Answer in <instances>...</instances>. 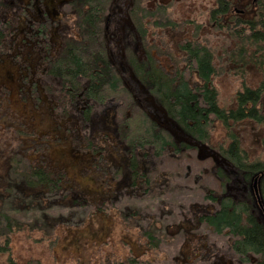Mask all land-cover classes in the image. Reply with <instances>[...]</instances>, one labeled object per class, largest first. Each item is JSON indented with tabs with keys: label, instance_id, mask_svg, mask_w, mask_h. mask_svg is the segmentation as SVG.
<instances>
[{
	"label": "trees",
	"instance_id": "1",
	"mask_svg": "<svg viewBox=\"0 0 264 264\" xmlns=\"http://www.w3.org/2000/svg\"><path fill=\"white\" fill-rule=\"evenodd\" d=\"M170 4L68 0L46 18L36 0H0V146L8 142V152L0 149V264H43L30 249L19 256L17 239L63 260L76 254L79 264H159L167 233L174 239L178 232L180 252L188 248L176 257L182 264H264V230L240 189L252 174L264 175V159L251 158L235 130L247 120L264 127V0H200L178 19L166 15ZM241 5L249 15L233 13ZM206 24L240 43L223 52L241 86L231 107L214 84L217 54ZM166 27L174 29L168 37ZM252 72L260 78L247 85ZM78 95L88 103L82 110ZM216 123L229 141L216 150L237 173L227 187L222 180L220 193L232 198L169 220L158 204L183 175L179 157L191 143L215 148ZM261 193L264 202V183ZM201 223L229 236L234 255L205 242ZM69 237L77 249L68 248ZM107 242L109 256H98L95 244Z\"/></svg>",
	"mask_w": 264,
	"mask_h": 264
},
{
	"label": "rangeland",
	"instance_id": "2",
	"mask_svg": "<svg viewBox=\"0 0 264 264\" xmlns=\"http://www.w3.org/2000/svg\"><path fill=\"white\" fill-rule=\"evenodd\" d=\"M199 3L200 0H171V4L169 9L166 11V15L170 14L174 19H178L179 17H186L190 14V12L193 11L194 7H196L195 5H199ZM238 10L233 8V13L235 15L239 14ZM151 25H154V18L152 19ZM184 25L188 27L187 23H185ZM213 28L214 27L209 28L208 24H206L203 30L207 29V31H209V34L206 33L205 37L208 39L209 43L213 45L215 54H217L216 65L218 73L217 76L214 78V84L219 93L220 103L225 107H231L235 105L233 99L235 92L241 86L240 81L234 78L232 73L229 72L227 68L228 62H225L223 52L228 51L231 47L236 44H238L237 46H235L237 48L240 43L237 41V39H235L237 37L236 35L227 33L219 34ZM172 31H174V29L166 27V37H168L170 33H172ZM174 33H176V31ZM120 35V31L112 33L110 36L111 42L114 43V40L119 39ZM231 68H237V65H233ZM259 78V73L252 72L250 75L247 76L246 83L247 85H255L256 81H258ZM77 98L79 101V110H82L83 108L87 107L88 103H86V98L83 95H78ZM80 103L83 105L80 106ZM214 126L215 127L211 132L210 143H220L224 146H227L228 140L226 138L225 130L222 124L216 123ZM235 130L237 131V134L241 139L242 145L249 153V156L254 159L263 160L264 147L262 137L264 134V127L256 124L253 121L247 120L244 121L240 126L235 128ZM0 149L4 152H8V142H2ZM179 158L185 168L183 175L174 178L173 183L176 186L173 191L169 194H166L165 196L163 195L164 198L163 196L160 198V200H163V202H160L158 204L160 208L159 212L166 213L165 216L169 220L173 219L174 221L175 215H177V218L179 219L184 210L186 211L193 206H196V208L200 207L202 210L213 208L217 209L218 206L215 207V204L213 202L208 201L205 197L212 190H215L216 193L220 194V185L218 184V180H216V177L214 176V159L206 158V156L201 157L199 152L196 150H190L188 152H185V155L180 156ZM193 161L198 162V164L196 163L197 171H193ZM3 172L4 171L2 170V167H0V173ZM196 231L200 233L201 237L204 239L205 242L218 249L220 254L223 253V255H234L230 248L232 240L229 236H218L203 223L199 224ZM85 233L86 234H84L83 236L91 238L90 233ZM95 236V234H92V237ZM166 237L169 238V240H167L163 245L160 246V251L163 255L158 256L159 264H182L183 260H177L176 257L182 253V255H184V253L188 251V248L185 247L184 250L180 252L182 248L183 234L181 232H178L177 234H175V238L171 239V234L167 233ZM25 241L26 243L19 239H17L16 241V247L19 249V252H17V254L19 256L23 255L22 258L27 257L26 251L31 250L32 252L34 251L33 255H40L39 258L41 259L43 264H57V258L61 260V264H74L75 262L79 264L80 258L76 254H68L69 256H66L67 258L63 260L64 258L61 257V255L56 254V256L53 254V249H50L49 247H46L42 244L40 246H35L30 243V241ZM67 243L69 244L68 248L70 249H73L74 247L75 249H77V246L79 245V241L76 237H69ZM98 244L99 243L95 244V251H97V255L100 257L109 256V242H107L106 244L102 243L101 245ZM208 253L210 252L208 251ZM212 257H214L213 254ZM183 264H214V261L213 259H211L207 262L201 261L200 258H194L193 260H190ZM237 264L243 263L237 261Z\"/></svg>",
	"mask_w": 264,
	"mask_h": 264
},
{
	"label": "flooded vegetation",
	"instance_id": "3",
	"mask_svg": "<svg viewBox=\"0 0 264 264\" xmlns=\"http://www.w3.org/2000/svg\"><path fill=\"white\" fill-rule=\"evenodd\" d=\"M66 2H68V0H36V4L38 3L41 8L38 9V13L40 16L42 17H51V16H58L59 15V8L64 5ZM242 8L239 7H234L235 9H239V14H247L249 15L250 12L247 10L246 6L241 5ZM238 16V15H237ZM188 77H190V80H192V82L195 84V87H197L199 85V81L197 79H194L195 74H187ZM235 78V77H234ZM194 94H196V91H192ZM218 92V91H217ZM219 94V93H218ZM237 91L235 92L236 96ZM155 121V120H154ZM157 123H155L156 125H160L161 123L156 121ZM166 129L168 130V128L166 127ZM169 131V130H168ZM185 132V131H184ZM186 133V137L190 138L191 140H193V137L190 136V134ZM176 138H180L175 136ZM264 138V134L262 137V140ZM195 140V139H194ZM241 140V139H240ZM181 144H183L182 142H180ZM192 147V151L196 150L199 152L200 156H206V158H213L215 161V166L217 167V169L215 170V177L218 179L219 181V185L222 183V180L225 181L226 183V187L230 184V182L234 183V181H232V177H236L237 173L235 171H233L231 168H229V166L226 165V160L229 157V155H221L220 153L217 152V146L218 145H222L220 143H218L215 148L213 147H209V145L203 144V143H191ZM229 144V141L227 142V145ZM208 146V147H207ZM226 162V163H225ZM246 175V174H245ZM254 176L256 181H254ZM264 183V175L259 174V173H254L252 174V177L249 178L247 185L245 187H242L240 189H242L243 191V195L242 198L245 200V202L250 201L251 204L249 205V208L252 210V215H258L259 217H254L255 219H253V221H255L257 223V225H259L260 227H262V229L264 230V202L262 201V193H261V186ZM233 187V186H232ZM229 189V187H228ZM206 199L210 202H212V199H216L217 203L215 204V207L218 206L217 209H219L221 207L222 201L226 198H232L231 195H229L228 190H226L225 192H221L220 194L216 193L215 190L210 191L206 196ZM247 225H251V221H246ZM230 231V230H229Z\"/></svg>",
	"mask_w": 264,
	"mask_h": 264
},
{
	"label": "water",
	"instance_id": "4",
	"mask_svg": "<svg viewBox=\"0 0 264 264\" xmlns=\"http://www.w3.org/2000/svg\"><path fill=\"white\" fill-rule=\"evenodd\" d=\"M254 181H256V179H254Z\"/></svg>",
	"mask_w": 264,
	"mask_h": 264
}]
</instances>
